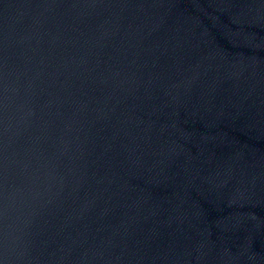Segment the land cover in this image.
I'll return each mask as SVG.
<instances>
[{
    "label": "water",
    "instance_id": "95a60500",
    "mask_svg": "<svg viewBox=\"0 0 264 264\" xmlns=\"http://www.w3.org/2000/svg\"><path fill=\"white\" fill-rule=\"evenodd\" d=\"M0 264H264V0H0Z\"/></svg>",
    "mask_w": 264,
    "mask_h": 264
}]
</instances>
